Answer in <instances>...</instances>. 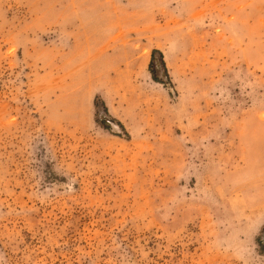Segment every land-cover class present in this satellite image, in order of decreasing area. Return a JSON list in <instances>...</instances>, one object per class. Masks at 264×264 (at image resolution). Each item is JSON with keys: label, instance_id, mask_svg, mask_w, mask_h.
<instances>
[{"label": "rangeland", "instance_id": "rangeland-1", "mask_svg": "<svg viewBox=\"0 0 264 264\" xmlns=\"http://www.w3.org/2000/svg\"><path fill=\"white\" fill-rule=\"evenodd\" d=\"M0 264H264V0H0Z\"/></svg>", "mask_w": 264, "mask_h": 264}, {"label": "trees", "instance_id": "trees-1", "mask_svg": "<svg viewBox=\"0 0 264 264\" xmlns=\"http://www.w3.org/2000/svg\"><path fill=\"white\" fill-rule=\"evenodd\" d=\"M155 52H156V51H154V52L152 53V55H154ZM157 53H158V52H157ZM152 58H153V57H151V59H152ZM151 67H152V63L149 65V72H150V74H151V78L156 82L157 79L155 78L154 73H153Z\"/></svg>", "mask_w": 264, "mask_h": 264}]
</instances>
